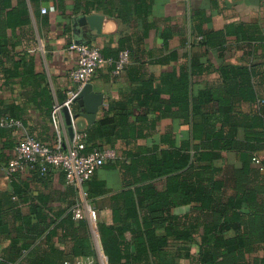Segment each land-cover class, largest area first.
Segmentation results:
<instances>
[{
	"label": "crops",
	"instance_id": "crops-1",
	"mask_svg": "<svg viewBox=\"0 0 264 264\" xmlns=\"http://www.w3.org/2000/svg\"><path fill=\"white\" fill-rule=\"evenodd\" d=\"M25 1L28 16L23 20L27 19V24L7 30L13 44H0V117L10 112L18 122L11 129H0V193L9 192L11 184L20 191V199L14 198L23 214L40 198L46 224L53 226L66 213L85 211L87 205L96 212L97 222L110 225V197L133 188L127 187L132 177L118 165L95 171L83 186L85 193L89 190L94 195L89 199L66 184L56 170L43 176L35 171L6 175L5 167L20 140L32 137L55 146L52 108L76 89L69 77L77 62L76 52L70 49L73 44L93 45L103 56L128 53V63L120 75L113 76L108 68L100 66L89 83L94 93L103 96L94 122L89 125L83 118L73 122L75 131L84 135L110 108L109 116L126 112L132 127L152 129L137 140L108 141L110 137L104 135L94 140L95 146L114 152V162L123 160L126 154L147 157L146 152L153 147L175 149L187 140L196 144L191 139L192 105L211 117L215 128L236 125L239 145L245 143L246 134L262 137L252 118L264 111V0H151L143 5H135L132 0ZM9 3L8 10L18 8V0ZM42 9L47 11L42 14ZM92 14L103 17L100 33L83 27L76 35L72 21ZM197 30L203 34L201 42L195 38ZM223 68L238 72L223 73ZM73 107L76 109V104ZM59 120L58 135L65 149L72 145L75 134L70 137L62 112ZM262 144L254 155L260 164L264 162ZM221 155L218 164L223 171L219 177L230 179L233 170L241 167L239 154L226 151ZM252 166L263 172L261 166ZM157 185L160 188L163 183L158 181ZM102 189L107 193H99ZM8 220L14 223L11 217ZM62 234L53 242L68 256L72 244ZM199 240L196 236L191 253L197 251ZM8 244L2 238L0 256ZM254 248L250 259L262 255L261 246Z\"/></svg>",
	"mask_w": 264,
	"mask_h": 264
},
{
	"label": "trees",
	"instance_id": "trees-1",
	"mask_svg": "<svg viewBox=\"0 0 264 264\" xmlns=\"http://www.w3.org/2000/svg\"><path fill=\"white\" fill-rule=\"evenodd\" d=\"M132 1L135 5L151 3V0ZM9 2L0 0V44H13L7 30L28 22L23 20L28 16L26 1L18 0V8L11 10ZM73 10L78 12L77 7ZM195 38L201 42L202 32L197 30ZM118 54L104 57L116 58ZM110 111L109 108L96 126L84 134V154L103 150L92 143L103 135L110 137L108 141L113 138L129 141L145 137L144 131H152L132 127L126 112L109 116ZM192 117L191 139L196 144L187 140L175 149L153 147L146 152L147 157L126 154L123 160L103 165L106 169L118 165L132 177L127 187H133L110 197V225L97 222L107 264H183L180 260L187 264H264V162L260 164L263 172L252 166L255 153L263 148L259 143L264 145V111L252 118L262 137L246 134L241 145L236 142V125L215 128L210 123L212 118L195 105ZM1 119L17 121L10 112ZM250 141L258 144L252 146ZM226 151H237L241 167L233 170L230 179H220L223 170L218 163L222 160L221 153ZM158 181L163 183L160 188ZM99 193L107 192L102 189ZM92 195L89 190L86 192L87 199ZM15 196L20 199V191L12 184L9 192L0 193V241L3 238L9 242L5 254L0 256V264H64L86 257L100 264L85 217L75 219L71 210L52 226L44 222L43 200L36 198L28 213L23 214ZM60 233L72 244L68 256L53 242ZM196 236L200 238L197 251L191 253ZM254 245L261 246L262 255L250 259Z\"/></svg>",
	"mask_w": 264,
	"mask_h": 264
},
{
	"label": "built area",
	"instance_id": "built-area-1",
	"mask_svg": "<svg viewBox=\"0 0 264 264\" xmlns=\"http://www.w3.org/2000/svg\"><path fill=\"white\" fill-rule=\"evenodd\" d=\"M50 10H52V7ZM46 11L47 9H42L41 13L44 14ZM70 49L74 50L77 54L76 65L69 73V77L76 85V89L70 93L69 98L65 102L56 104L52 108L50 118L52 127L57 133L55 146L47 145L32 137L20 140L14 147L13 156L8 160L5 172L7 177H11L13 174L26 171H35L39 175H44L52 170H56L63 175L66 184L80 190L83 198L87 199L83 186L92 178L96 170L102 168L107 161H112L115 155L112 150L108 149L93 150L84 154V135L80 134H75L72 145L63 149L61 138L58 135L60 125L59 114L62 107H70L71 99L83 85L91 82L96 70L100 66L108 68L113 76L120 75L128 63V53L122 51L116 58H105L99 48L87 43L73 44L70 46ZM5 126H18V122L1 119L0 127ZM252 162L260 166L258 159L253 158ZM85 208V211L80 209L74 210L73 217L75 219L86 218L97 252L98 241L100 240L97 231V215L87 205H85ZM99 260L101 264H107V261L105 262L103 257ZM64 264H94V260L91 257H86L76 259L73 262H64Z\"/></svg>",
	"mask_w": 264,
	"mask_h": 264
},
{
	"label": "water",
	"instance_id": "water-1",
	"mask_svg": "<svg viewBox=\"0 0 264 264\" xmlns=\"http://www.w3.org/2000/svg\"><path fill=\"white\" fill-rule=\"evenodd\" d=\"M102 23V16L95 14L81 16L80 18L72 21V30L76 35H79L81 34V28L88 27L89 30H95L97 33H100ZM102 101L103 96L101 94L94 93L92 85L88 83L83 85L71 99V105L69 108L66 106L62 107L61 112L64 115L65 125L71 138L74 134L79 133L75 131L73 122H75L78 118H83L89 125H91L94 122L98 108L102 105ZM74 104H76V109L73 107ZM96 253L98 254V261L100 264L101 261L99 259L101 257L105 259V262L107 261L103 254L100 240L98 241V249Z\"/></svg>",
	"mask_w": 264,
	"mask_h": 264
}]
</instances>
